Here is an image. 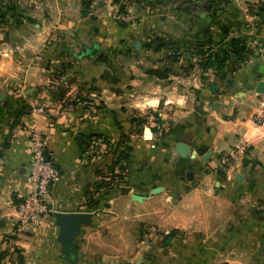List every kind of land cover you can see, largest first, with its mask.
I'll return each mask as SVG.
<instances>
[{
    "label": "crops",
    "instance_id": "obj_1",
    "mask_svg": "<svg viewBox=\"0 0 264 264\" xmlns=\"http://www.w3.org/2000/svg\"><path fill=\"white\" fill-rule=\"evenodd\" d=\"M55 1L40 13L36 0H0V249L10 236L21 250L12 264H71L50 213L39 224L16 216L36 189V127L58 171V211H82L110 161L90 140L126 142L129 184L99 197L76 264H264V128L253 122L264 0H123L136 2L138 23L119 32L140 42L97 26L118 0ZM91 40L97 55L79 56ZM240 137L249 149L235 148ZM165 240L174 246L156 247ZM186 240L187 254L175 248Z\"/></svg>",
    "mask_w": 264,
    "mask_h": 264
},
{
    "label": "built area",
    "instance_id": "obj_2",
    "mask_svg": "<svg viewBox=\"0 0 264 264\" xmlns=\"http://www.w3.org/2000/svg\"><path fill=\"white\" fill-rule=\"evenodd\" d=\"M116 17L120 21L129 24L135 23L137 20L136 15L131 13H121ZM256 103L257 109L253 115V122L255 125L264 128V91L257 94ZM30 143L32 150V178L36 189L34 193L17 203L16 216L21 222L39 224L50 211L49 198L51 197V188L58 171L49 157L45 135L36 127L31 130ZM95 143L100 144L105 149V144L99 141ZM249 147L250 144L243 137L238 138L235 143L237 150L245 151ZM88 152L91 155L94 153L93 150H88ZM101 152L98 151L97 156H100ZM4 245L5 247L0 249V251L5 250L7 254L0 259V264H12L11 255L17 253L18 247L10 236L4 239Z\"/></svg>",
    "mask_w": 264,
    "mask_h": 264
},
{
    "label": "trees",
    "instance_id": "obj_3",
    "mask_svg": "<svg viewBox=\"0 0 264 264\" xmlns=\"http://www.w3.org/2000/svg\"><path fill=\"white\" fill-rule=\"evenodd\" d=\"M233 54H237V52L231 47L224 50L222 56L225 59H230ZM217 57L218 54H216V58ZM212 61H209L210 63L208 62V65H211ZM97 141L105 144V149L102 148L100 144L98 145L95 143ZM88 150H93L94 153L92 155L95 157H99L97 156V153L98 151H102L100 155L102 156V159L106 157L110 159L108 163L103 162V164L96 168L99 178L88 191V199L83 210L93 211L99 203V197L102 194L120 186L121 184H129V169L126 164V142L124 140L112 143L105 137L96 135L90 140ZM123 192L128 193L129 188L125 186ZM17 252L20 253L21 250L18 248ZM6 254L7 252L5 250L0 251V259Z\"/></svg>",
    "mask_w": 264,
    "mask_h": 264
},
{
    "label": "water",
    "instance_id": "obj_4",
    "mask_svg": "<svg viewBox=\"0 0 264 264\" xmlns=\"http://www.w3.org/2000/svg\"><path fill=\"white\" fill-rule=\"evenodd\" d=\"M101 48V42L91 40L90 44H85L78 52L79 56L92 58L97 55ZM258 93L264 91V79L260 84ZM218 103V102H216ZM179 154L186 155L189 152V145L185 142L177 144ZM49 213L55 218V224L59 227L57 240L61 244V255L69 260L71 264H76L77 256L75 254L76 238L80 234L82 226L93 221V213L91 211H58L53 210L50 205Z\"/></svg>",
    "mask_w": 264,
    "mask_h": 264
},
{
    "label": "rangeland",
    "instance_id": "obj_5",
    "mask_svg": "<svg viewBox=\"0 0 264 264\" xmlns=\"http://www.w3.org/2000/svg\"><path fill=\"white\" fill-rule=\"evenodd\" d=\"M53 2L57 3L55 0L54 1L53 0H36L35 8L38 9L40 13H43L42 11H44V10H49V12H51V9H52L51 4H53ZM117 2H120V3H118V10H114L112 12L109 8L106 9L105 12H103L104 16H101L100 18L96 19L97 26L101 30H104V31L106 30V31L115 32V33L117 32V35H120V37H121V38L119 37V39L121 41L122 40H129V41H132V42H140V41L144 40L145 37H143V36H137L135 34L129 35V33H126V34L123 35L122 33L119 32V29L121 27L129 28L128 26H132V25L137 24L138 23V17H137V20H136L135 23H130V24L129 23H124V22L120 21L119 19H117L116 16L118 14H121V13L122 14L123 13H131V14H134V15L136 14L135 13L136 12V9H135L136 2H128L127 4L123 3V0L122 1L118 0ZM38 18L43 19V17H40V16ZM152 41L154 42L153 39H152ZM59 51H60V54L63 55V52L66 53V48L65 47H64V49L60 48ZM118 51H121V50H118ZM21 52L24 53V51H21ZM13 53L14 54L16 53L15 50H14ZM115 54L117 55L118 52H115ZM167 235H168V237H166V238H169V236L172 238V237H174L176 235V233L173 231V232L167 233ZM159 242L157 243L156 247H160L162 249L163 248H167V247L168 248L171 247V243H172L171 240L170 241H166V243L164 242V244H161V245L159 244ZM200 243H202V242H200ZM179 244L181 246H179V247L175 246V248L181 250V252L185 253V254H187V251L190 248H194V245L192 243H190L188 240L183 241V242H181Z\"/></svg>",
    "mask_w": 264,
    "mask_h": 264
}]
</instances>
